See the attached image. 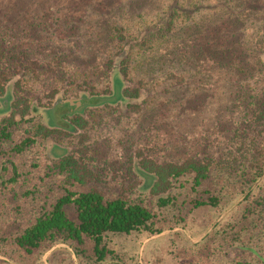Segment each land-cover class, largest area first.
<instances>
[{"label":"trees","instance_id":"16d2710c","mask_svg":"<svg viewBox=\"0 0 264 264\" xmlns=\"http://www.w3.org/2000/svg\"><path fill=\"white\" fill-rule=\"evenodd\" d=\"M122 1L0 0V257L7 259H0V264H43L44 253L57 244L68 245L78 264L109 259L127 264L108 249L106 236L189 230L195 211L208 209L219 216L264 172V93L252 96L246 86L239 95L230 92L233 106L245 112L243 121L220 120L222 111L215 107L211 119H198L208 121V128L196 129L194 117L207 113L203 96L168 106L158 125L164 132L171 127L189 135L196 152L179 161L160 162L133 149L126 163L128 174L139 182L123 189L102 191L96 185L114 166L86 144L90 107L64 111L53 126L39 120L41 112L61 109L56 101H64L66 95L65 90H51L41 105L34 94H24L26 80L37 79L47 66L46 43L61 40L54 31L64 28L65 36L72 37L87 9L104 13ZM204 1L172 0L152 29L129 40L108 60L107 88L97 93L84 82L78 97L98 107L141 111L147 103L146 89L142 82L129 79L132 55L166 42L179 18L191 22ZM191 25L196 30L190 53L202 73L213 72L220 85L250 73L236 30L222 23ZM262 56L264 67V52ZM106 98L113 99L101 102ZM76 137L78 145H61ZM220 139L226 140L224 150L218 147ZM229 248L239 249L242 256L225 260ZM183 259L181 264H264V178L209 235L198 244L190 243ZM48 263L73 264L64 248L57 249Z\"/></svg>","mask_w":264,"mask_h":264},{"label":"rangeland","instance_id":"374dc122","mask_svg":"<svg viewBox=\"0 0 264 264\" xmlns=\"http://www.w3.org/2000/svg\"><path fill=\"white\" fill-rule=\"evenodd\" d=\"M171 2L172 0H123L104 13L92 8L87 9L76 26L74 36H65L64 28L60 29L61 31H54V36H60L61 40L57 42L53 39V43H46L43 56L47 66L37 79L32 78L31 81L25 82L24 94L26 92L29 95L34 94L41 100V105L46 104L45 95L51 90L66 92L64 101H56L61 104V109L53 108L40 113L39 120L44 125L53 126L54 123H60L61 114L72 108L79 110L86 107V111L91 108L90 113L88 112L90 125L86 133V144L100 159L108 158L114 166V170H110L107 177L96 184L102 191L123 189L129 184L135 185L139 182L137 178L128 174L126 160L133 149H139L160 162L179 161L196 152L189 135L176 133L171 127L164 132L158 125L163 112L171 104L203 96L207 104V113L203 111L205 114L202 117H194V119L196 129H205L208 128V121L200 123L198 119H211L215 107H219L222 111L219 114L220 120L246 119L243 109L233 106L230 92L242 93L241 87L246 86L252 96L257 92L264 93V67L261 61L264 52V0H205L202 4L203 10L194 13L191 22L185 21L184 17L179 18L174 27L175 33L171 34L166 42L160 45L158 43L156 48L152 46V49L145 54L135 52L132 55L133 63L129 79L133 84L142 82L146 89L147 103L141 111L122 112L106 106L98 107L99 105L90 104L88 98L86 100L79 98V91L86 86L84 82L91 84L97 93H102L107 88L105 71L108 60L114 58L129 40L148 28L152 29V26L163 18L164 13H161L164 12L163 8L168 7ZM217 3L220 5L217 6ZM194 22L204 23L206 27L222 23L223 26H231L236 30L238 45L245 64L250 68V73L239 75L241 78L234 77L235 83H232V80H225L227 82L223 85H220L213 72L202 73L190 53V42L196 28L188 25ZM41 35L45 36L46 33ZM121 36L126 37L125 41L119 39ZM47 37L48 35L45 38ZM173 75L177 78L172 79L170 76ZM112 99H101V102H110ZM2 117L0 115V119ZM79 141L80 137H76L70 142L62 141L61 145L66 148L72 147L78 145ZM225 142V139H220L218 147L222 150L226 149ZM63 151L52 150L58 155ZM263 178L264 176L256 187ZM224 212L218 216L208 209L195 211L188 225L189 230L176 227L164 231L163 233L166 234L154 239H150L152 236L146 234L133 233L109 234L105 241L108 249L127 261V264H140L139 253L144 242L141 253L142 264H181L184 260V249L188 248L190 243L198 244L209 235L214 228L201 241L193 242L200 239ZM176 232H181L182 235H176ZM60 248L68 249L58 247L47 254L50 250L48 249L42 256V263L44 264L43 259L46 257V264H49L48 258ZM237 250L229 248L224 259L238 260L242 255ZM69 255L73 263L70 250ZM0 259L7 260L4 257ZM107 262L120 264L112 259ZM9 263L13 264L10 261Z\"/></svg>","mask_w":264,"mask_h":264},{"label":"water","instance_id":"95a60500","mask_svg":"<svg viewBox=\"0 0 264 264\" xmlns=\"http://www.w3.org/2000/svg\"><path fill=\"white\" fill-rule=\"evenodd\" d=\"M264 176V172L260 175V177L256 180V182L250 187V189L248 190V192L247 193H245L244 194V196H242L239 200H237L232 206H230L219 218H218V220H216L211 226H210V228L208 229V231L200 238V239H198V240H195V241H193L194 243H197V242H199V241H201L207 234H209L210 232H211V230L214 228V226L218 223V222H220L221 221V219H223L233 208H235L239 203H241L243 200H244V198L256 187V185L258 184V182L261 180V178ZM176 230V229H175ZM164 234H166V232L165 233H161V234H157V235H154V236H152L150 239H154V238H157V237H159V236H162V235H164ZM144 244H145V242L142 244V247H141V249H140V253H139V263L140 264H142L141 263V253H142V250H143V247H144ZM58 247H65V248H68L69 250H70V254H71V256H72V260H73V264H77V261H76V256H75V254H74V252L72 251V249H70L68 246H66V245H62V244H60V245H55L54 247H52L49 251H48V253L47 254H49L51 251H53L55 248H58ZM44 260V264H46V257L43 259ZM104 264H109V262H106V263H104Z\"/></svg>","mask_w":264,"mask_h":264}]
</instances>
